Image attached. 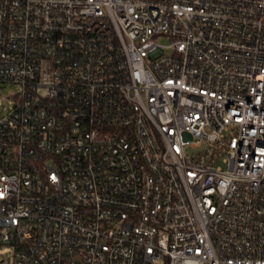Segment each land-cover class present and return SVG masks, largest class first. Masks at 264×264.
Listing matches in <instances>:
<instances>
[{"label":"built area","instance_id":"obj_1","mask_svg":"<svg viewBox=\"0 0 264 264\" xmlns=\"http://www.w3.org/2000/svg\"><path fill=\"white\" fill-rule=\"evenodd\" d=\"M0 84V264H264V0H0Z\"/></svg>","mask_w":264,"mask_h":264},{"label":"rangeland","instance_id":"obj_2","mask_svg":"<svg viewBox=\"0 0 264 264\" xmlns=\"http://www.w3.org/2000/svg\"><path fill=\"white\" fill-rule=\"evenodd\" d=\"M161 44H170V39L167 37L159 38ZM20 92V86L15 84H0V119L6 117L11 108L14 105V95ZM14 256L13 253H10L7 248L0 250V260L3 257Z\"/></svg>","mask_w":264,"mask_h":264}]
</instances>
